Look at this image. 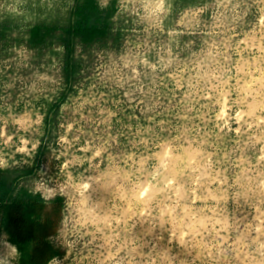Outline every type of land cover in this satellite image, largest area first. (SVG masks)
Instances as JSON below:
<instances>
[{
	"label": "rangeland",
	"instance_id": "obj_1",
	"mask_svg": "<svg viewBox=\"0 0 264 264\" xmlns=\"http://www.w3.org/2000/svg\"><path fill=\"white\" fill-rule=\"evenodd\" d=\"M97 1L122 40L78 53L47 137L61 51L23 36L74 0H0V167L43 146L26 184L64 199L50 264H264V0Z\"/></svg>",
	"mask_w": 264,
	"mask_h": 264
},
{
	"label": "trees",
	"instance_id": "obj_2",
	"mask_svg": "<svg viewBox=\"0 0 264 264\" xmlns=\"http://www.w3.org/2000/svg\"><path fill=\"white\" fill-rule=\"evenodd\" d=\"M114 13L113 5L102 7L97 0H74L64 23L26 27L23 41L29 49L39 54L43 50L54 52L56 47L61 51L59 65L63 87L46 116L47 137L61 105L82 78L84 56L78 53L86 51L90 56L93 48L106 49L110 44L121 42L122 33L115 30L113 24ZM42 155L43 146L32 167H0V243L6 238L17 247L16 264H50L63 256L53 239L62 227L64 199L56 196L46 200L38 192L33 194L35 191L26 184L40 167Z\"/></svg>",
	"mask_w": 264,
	"mask_h": 264
},
{
	"label": "clouds",
	"instance_id": "obj_3",
	"mask_svg": "<svg viewBox=\"0 0 264 264\" xmlns=\"http://www.w3.org/2000/svg\"><path fill=\"white\" fill-rule=\"evenodd\" d=\"M39 191V189H36ZM51 191V189H49ZM33 194H36L34 192ZM19 255V251L15 245L8 243L7 239L4 240V252L0 253V264H11V260Z\"/></svg>",
	"mask_w": 264,
	"mask_h": 264
}]
</instances>
